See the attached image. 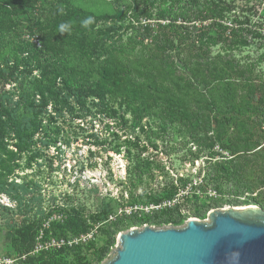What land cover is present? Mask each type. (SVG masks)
Wrapping results in <instances>:
<instances>
[{
	"label": "rangeland",
	"instance_id": "374dc122",
	"mask_svg": "<svg viewBox=\"0 0 264 264\" xmlns=\"http://www.w3.org/2000/svg\"><path fill=\"white\" fill-rule=\"evenodd\" d=\"M211 1L226 5L222 23L229 24L236 17L243 22V27L251 30L247 45L233 53L240 63L248 65L252 78L264 84V0H177L178 5L174 8L192 12L202 2ZM136 5L145 6L150 14L147 19L140 17V24L149 23L155 28L154 15L167 8L169 0H34L32 3L37 11L63 12L73 8L89 12L93 28L88 35L94 40L105 37L106 40H102L104 48L121 58H133L141 48L138 38L142 30L132 32L128 28L130 22L134 24L130 16ZM24 9L25 13L19 16V36L38 46V33L33 28L35 18L26 20L29 7L24 6ZM3 43H0L1 67L6 59H9L8 65L14 61L9 47L1 46ZM220 50V44L211 48L213 55ZM19 56L27 58L25 52ZM175 65L183 71L177 60ZM40 71L32 60L21 61L11 77L9 73L0 76V91H11L16 99L20 92L31 91L32 80L39 78ZM88 86L90 94L76 113H70L65 102L60 100L65 90L59 80L56 87L61 91L57 97H48L41 102L37 95L34 96V105H40L39 110L41 106L43 108L39 114L43 122L51 121L48 115L53 116L55 124L62 128L63 137L50 143L43 130L35 132L15 161L17 166L13 173L5 179L3 186L0 182V256L17 258L14 264H103L114 255L118 234L131 228L144 225L178 228L189 219L208 221L209 212L216 209L254 207L264 211V91L260 93L261 103L246 106L241 115L251 122L248 130L252 135L256 133L252 138L263 148L255 153L253 150L245 153L247 160L242 177L235 182L215 179L213 168L230 158L225 148L230 129L225 128L222 138L210 149L197 154L196 139L200 141V135L191 136L183 124L174 121L166 132H162L157 125H160L159 120L153 116L142 119L141 124L147 123L143 126L144 132L137 128L133 130L131 127L135 122L118 102L105 100L92 106L91 102L96 103L97 99L91 95L94 92L92 85ZM67 102L72 106L73 97ZM216 111L208 112L210 132L207 136L213 137L212 116ZM124 120L127 122L123 123ZM255 122L261 128L260 137H257ZM15 143L14 139L8 140L13 150ZM151 144H155L157 150H153ZM144 146L148 149L142 155H152L173 179L188 176L192 184L201 183L203 193L197 192L199 195L194 198L187 186L169 199L150 201L145 194L161 187L165 179L156 173L153 179L143 176L142 181L137 182L135 176L130 175L125 152L126 147L140 149ZM248 148L253 146L250 144ZM136 151L134 149L132 153ZM168 202H174L173 209L168 211L170 214L167 212L166 219L156 223L152 213L154 207L160 206L158 210H164L169 207ZM117 218L120 219L114 222ZM22 233L31 237L33 246L32 253L19 256L16 245L20 244ZM104 249L106 251L102 252Z\"/></svg>",
	"mask_w": 264,
	"mask_h": 264
},
{
	"label": "trees",
	"instance_id": "16d2710c",
	"mask_svg": "<svg viewBox=\"0 0 264 264\" xmlns=\"http://www.w3.org/2000/svg\"><path fill=\"white\" fill-rule=\"evenodd\" d=\"M33 1L0 0V43L4 42L1 46L9 47L14 58L11 65H8L9 59H6L4 66L1 67L0 64V76L9 73L8 76L11 77L21 61L27 63L32 60L35 67L41 70L39 78L32 80L31 91L20 92L16 99L11 91H0L1 186L13 173L17 166L15 161L35 132L43 130L50 143L63 137L62 128L55 124V118L48 115L51 121L43 122L39 115L43 112L42 106L39 110L40 105L33 103L35 95L41 102L48 97H57L61 91L56 87L57 80L65 90L60 100L65 102L70 113L79 112V108L85 105V98L90 94V84L94 89L91 95L97 99L91 105L102 104L105 100L118 102L135 122L131 127L133 130L137 128L144 132L143 126L147 123L141 124L142 119L156 116L160 123L157 125L162 132H166L172 122L178 121L191 136L197 133L201 139H196L197 154L210 149L215 141L222 138L225 128L230 129L228 144L225 146L230 158L225 159V163L213 166L214 177L239 182L244 161L247 160L245 153L252 150L255 153L263 148L258 140L256 142L252 138L256 133L252 135L248 130L251 122L241 115L245 113L246 106L261 103L260 93L264 91V84L257 83L252 78L248 65L240 63L233 53L247 45L251 30L243 27V22L236 17L229 24L222 23L226 5L217 1L202 2L196 10L188 12L174 8L178 5L177 0H169L167 8H162L154 15L157 20L155 28L149 23L144 26L140 24V17L147 19L150 14L145 6L136 5L130 16L134 24L130 22L128 28L132 32L142 30L138 38L141 48L133 58H121L109 48H104L102 40H106L105 37L94 40L88 35L93 28L89 12L73 8H67L63 12L53 9L37 11L32 6ZM24 6L29 7L26 20L35 18L33 28L38 33V46L19 36L17 28L21 22L19 16L25 13ZM122 16L123 14L121 18ZM255 35H258L257 32ZM128 41L131 42V39ZM217 44H220L221 50L213 55L211 48ZM88 45L90 48L85 49ZM24 52L27 58L19 56ZM175 59L183 71L175 65ZM71 63H76V66H71ZM94 76L95 79L92 78ZM70 97L74 100L72 106H68L67 102ZM213 109L218 111L212 116L215 129L211 137L207 136L210 132L208 112ZM29 112L30 115H26ZM126 122L124 120L123 123ZM256 122L255 130L258 132L257 137H260L261 128ZM10 138L16 142L15 150L8 145ZM250 144L252 149L248 148ZM151 145L153 150H157L155 144ZM134 149L137 151L132 153ZM147 149V146L140 149L126 147L125 152L130 175L135 176L137 182L142 181L143 176L153 179L156 173L165 179L161 187L145 194L150 201L169 199L180 188L187 186L194 198L198 193H203L201 183L192 184L188 176L173 179L164 170V166L153 160L152 155H142ZM172 209L169 206L161 211L153 210V220L161 223ZM118 219L120 218L114 222ZM19 239L20 244L16 245V249L21 256L31 251L33 240L23 233L19 235ZM105 251L106 249L102 252Z\"/></svg>",
	"mask_w": 264,
	"mask_h": 264
},
{
	"label": "water",
	"instance_id": "95a60500",
	"mask_svg": "<svg viewBox=\"0 0 264 264\" xmlns=\"http://www.w3.org/2000/svg\"><path fill=\"white\" fill-rule=\"evenodd\" d=\"M103 264H264V211L216 209L178 228H131Z\"/></svg>",
	"mask_w": 264,
	"mask_h": 264
},
{
	"label": "built area",
	"instance_id": "2783aa9c",
	"mask_svg": "<svg viewBox=\"0 0 264 264\" xmlns=\"http://www.w3.org/2000/svg\"><path fill=\"white\" fill-rule=\"evenodd\" d=\"M68 169H69V172L72 170L71 167H69ZM172 205H174V202H172V203L168 202L167 203V206H172ZM159 207L160 206H155L154 209L158 210ZM129 213H130V211L127 214H129ZM30 253H32V251ZM23 257H25V255ZM17 260H18L17 258H13V257H10L8 255L0 256V264H14L15 261H17Z\"/></svg>",
	"mask_w": 264,
	"mask_h": 264
},
{
	"label": "bare ground",
	"instance_id": "6f19581e",
	"mask_svg": "<svg viewBox=\"0 0 264 264\" xmlns=\"http://www.w3.org/2000/svg\"><path fill=\"white\" fill-rule=\"evenodd\" d=\"M243 208H245V207H240V209H243Z\"/></svg>",
	"mask_w": 264,
	"mask_h": 264
}]
</instances>
